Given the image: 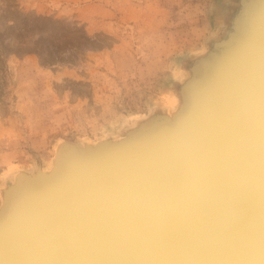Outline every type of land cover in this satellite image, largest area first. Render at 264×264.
<instances>
[{"label":"bare ground","instance_id":"bare-ground-1","mask_svg":"<svg viewBox=\"0 0 264 264\" xmlns=\"http://www.w3.org/2000/svg\"><path fill=\"white\" fill-rule=\"evenodd\" d=\"M256 32L210 77L196 110L183 109L175 90L166 110L184 128L164 150L98 158L99 145L132 137L63 139L56 166L61 147L76 166L63 185L21 199L18 186L47 173L16 176L43 169L40 162L5 178L0 264H264V37Z\"/></svg>","mask_w":264,"mask_h":264},{"label":"rangeland","instance_id":"rangeland-1","mask_svg":"<svg viewBox=\"0 0 264 264\" xmlns=\"http://www.w3.org/2000/svg\"><path fill=\"white\" fill-rule=\"evenodd\" d=\"M263 8L264 0H0V188L21 167L53 169L63 139L116 140L138 132L136 120L164 121L175 90L189 87L188 70L204 76Z\"/></svg>","mask_w":264,"mask_h":264},{"label":"water","instance_id":"water-1","mask_svg":"<svg viewBox=\"0 0 264 264\" xmlns=\"http://www.w3.org/2000/svg\"><path fill=\"white\" fill-rule=\"evenodd\" d=\"M263 12L259 16V18L257 16V19H255L252 23L248 24L247 22H245L239 26L237 33L232 35L231 40H229V42L227 43V46L224 47L223 52L225 54V58L221 65L220 63L218 65L213 64L211 68L209 69V71L206 73L207 75L205 74V76L201 77V74H198L201 78H199V76L195 73V71L194 72L191 71V74L193 76L192 82H190L189 79L188 80L185 79L184 82L186 85L193 88V92L191 94H188V91L186 93V90H183V92H181L180 106L183 109L185 107L187 111L196 110L194 109V105L198 104L197 101L200 97L199 96L200 93L203 92L209 85L213 84V82L211 81L212 79H210V77H213L219 71H222L223 68L227 69L228 62L236 54L241 52L243 47L249 46L248 43H249L250 38L252 37V34L257 29L264 28L263 27L264 26L263 25L264 24L263 23L264 22ZM262 15H263V18H262ZM243 25H244V28H243ZM218 67L219 69H217ZM163 117L165 120V123H164L165 125L158 126L155 128L152 125V123L145 122L144 120H138L137 122L138 132L132 133L131 135L124 136L125 138L126 137H132V138H126L123 141L121 140V141L113 142V143L101 144L99 145V150H95L93 151V153L98 155V158H102V154L105 156L108 151L115 152L117 150L124 149V148L133 150V152L137 156H144V155H147L153 152L160 151L162 149L164 150V148L168 146L170 142H172V139L178 138L180 136L181 131L184 128V125H183L184 123L182 122L181 119H179V121L178 119L174 120L169 113H164ZM60 145L61 143L59 144L58 148L60 147ZM60 152L61 154L59 157L58 167L56 166L57 162L55 161L53 169L51 168L53 170V173L43 175L45 179H43L42 181L39 180L40 182H38L37 184H36V181L38 180L39 176H36L35 179L30 177L32 180L26 181V182H29V184L30 183L35 184L36 186L34 187L30 186L28 188H24V187L22 188L18 186L17 191L20 193L18 194V196L21 199L28 200V198L36 194L39 188L45 187L47 190L48 189L50 190L52 184L58 188L59 186L63 185L65 181L67 182L69 180V177L72 175L76 166L74 163H72L71 161L72 159H68V155L66 154V147L65 148L61 147ZM87 154L84 152L82 155V158L84 159V157H87ZM38 173H46V171H43L42 169L38 167L32 173L21 172V175H17L16 179L18 181V178H20L23 175L30 176V174L37 175ZM8 208L9 207L5 209V212H7Z\"/></svg>","mask_w":264,"mask_h":264}]
</instances>
